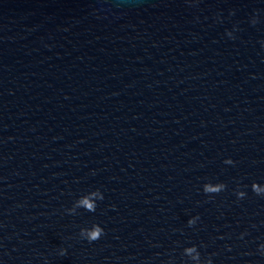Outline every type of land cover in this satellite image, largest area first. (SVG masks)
I'll return each mask as SVG.
<instances>
[{
	"label": "water",
	"instance_id": "1",
	"mask_svg": "<svg viewBox=\"0 0 264 264\" xmlns=\"http://www.w3.org/2000/svg\"><path fill=\"white\" fill-rule=\"evenodd\" d=\"M0 264H264V0H0Z\"/></svg>",
	"mask_w": 264,
	"mask_h": 264
}]
</instances>
